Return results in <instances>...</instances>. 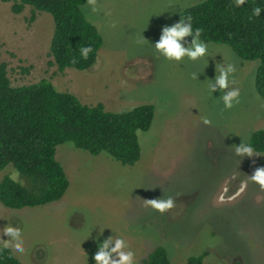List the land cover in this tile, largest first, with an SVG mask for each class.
Segmentation results:
<instances>
[{"label":"rangeland","instance_id":"1","mask_svg":"<svg viewBox=\"0 0 264 264\" xmlns=\"http://www.w3.org/2000/svg\"><path fill=\"white\" fill-rule=\"evenodd\" d=\"M200 1L96 0V13L87 2L83 13L103 46L91 68L61 73L50 64L51 13L26 5L16 14L12 1L0 0V63L13 86L46 78L110 112L155 108L150 129L138 132L141 156L134 164L62 143L56 159L70 186L60 200L20 209L0 202V239H9L2 233L8 224L23 232L25 251L14 254L24 264H95L98 243L112 235L126 239L137 264L157 246L166 248L171 264L205 252L203 264H264V190L248 179L263 167L264 155L234 154L264 129V99L255 88L260 61L214 42L195 62L166 61L153 47L164 26L179 22L176 13ZM229 63L241 95L226 110L219 91L209 95V84ZM16 173L24 182L11 165L0 179ZM169 196L175 207L164 214L146 206L145 200Z\"/></svg>","mask_w":264,"mask_h":264},{"label":"trees","instance_id":"2","mask_svg":"<svg viewBox=\"0 0 264 264\" xmlns=\"http://www.w3.org/2000/svg\"><path fill=\"white\" fill-rule=\"evenodd\" d=\"M3 1H12L16 14L26 5L51 13L50 64L59 72L68 67L85 70L95 64L104 39L83 13L88 0ZM255 7L264 9V0H246L240 7L235 0H202L176 13L175 18L191 16L193 28L202 30L201 40L227 44L243 60H259L255 88L264 99V11L255 17ZM31 19H35L34 13ZM85 46L93 49L87 60L79 54ZM154 115L151 104L119 113L107 111L103 103L83 104L75 94L58 90L46 78L13 86L6 64L0 63V171L11 165L24 178V182L8 174L1 178L0 202L20 209L60 200L70 186L56 159V147L62 143L72 142L93 155L105 152L122 164H134L141 156L138 132L150 129ZM249 142L264 155V129L253 131ZM205 255L190 256L185 264H203ZM0 264L24 263L10 249H2ZM144 264H171L166 248L155 247Z\"/></svg>","mask_w":264,"mask_h":264},{"label":"clouds","instance_id":"3","mask_svg":"<svg viewBox=\"0 0 264 264\" xmlns=\"http://www.w3.org/2000/svg\"><path fill=\"white\" fill-rule=\"evenodd\" d=\"M88 3L91 6V12L96 13L98 11L95 6L96 0H88ZM245 3L246 0H235L237 7L243 6ZM262 11L264 9L261 7H255L252 14L255 17H259ZM201 31L199 28H193L191 16L181 18L179 22L171 26H164L161 29L159 39L154 45L152 44L155 53L158 57H162L166 61H175L177 63L184 61L185 58L192 62L205 58L208 56V45L200 39ZM187 37H192L191 41L186 39ZM145 40L142 37L137 43L143 44ZM92 51L91 46L81 47L79 49L80 57L87 60ZM76 62L74 59L73 63ZM235 71V66L229 63L219 69V74L215 76L214 80L210 79L209 95L214 96L213 94L219 91L221 94L218 99L222 101L223 107L226 110H230L240 103L241 91L236 86L237 81L234 78ZM192 79H198V75L194 74ZM204 123H209V121L204 120ZM234 154L241 158L259 155L250 143L243 141L238 146H235ZM18 175V173L14 174L12 179L15 180ZM248 179L257 184L261 190H264V167L257 168ZM243 187L242 185L241 191H243ZM145 202L146 206L151 207L161 214L175 207V199L171 196L145 200ZM2 233L9 239H0V250L10 249L13 253H23L25 251L22 239L23 232L18 227L8 224L3 228ZM93 259L95 264H137L135 252L131 250L128 242L122 236L113 237L112 235L99 242L98 250L94 254Z\"/></svg>","mask_w":264,"mask_h":264}]
</instances>
